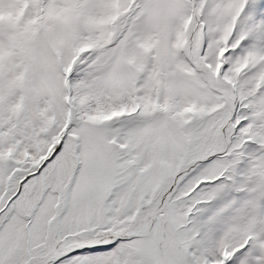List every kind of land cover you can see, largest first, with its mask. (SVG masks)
Listing matches in <instances>:
<instances>
[{"label":"snow or ice","instance_id":"obj_1","mask_svg":"<svg viewBox=\"0 0 264 264\" xmlns=\"http://www.w3.org/2000/svg\"><path fill=\"white\" fill-rule=\"evenodd\" d=\"M0 264H264V0H0Z\"/></svg>","mask_w":264,"mask_h":264}]
</instances>
